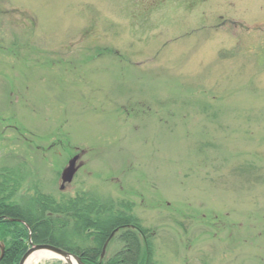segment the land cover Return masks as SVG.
<instances>
[{
  "label": "rangeland",
  "instance_id": "obj_1",
  "mask_svg": "<svg viewBox=\"0 0 264 264\" xmlns=\"http://www.w3.org/2000/svg\"><path fill=\"white\" fill-rule=\"evenodd\" d=\"M2 170L131 204L154 264H264V0H0Z\"/></svg>",
  "mask_w": 264,
  "mask_h": 264
},
{
  "label": "trees",
  "instance_id": "obj_2",
  "mask_svg": "<svg viewBox=\"0 0 264 264\" xmlns=\"http://www.w3.org/2000/svg\"><path fill=\"white\" fill-rule=\"evenodd\" d=\"M0 239L6 245L0 264H19L29 248V230L7 219L23 220L30 227L35 245H52L81 257L84 264H154L150 232L132 215V205L104 200L90 192L54 200L35 199L34 211L22 209L13 199L12 181L0 174ZM8 192V195L5 193ZM135 226L118 235L124 248L114 256L100 260L111 233L123 226ZM145 239H147L145 243Z\"/></svg>",
  "mask_w": 264,
  "mask_h": 264
},
{
  "label": "water",
  "instance_id": "obj_3",
  "mask_svg": "<svg viewBox=\"0 0 264 264\" xmlns=\"http://www.w3.org/2000/svg\"><path fill=\"white\" fill-rule=\"evenodd\" d=\"M79 157H75L74 159H72L69 162V166L63 171L62 174V182L63 185L65 184H70L73 181V178L78 170V168L76 167V163L78 161ZM124 228V227H123ZM120 231V229L115 230L111 237L109 238V240L106 242L104 249H103V254H102V258L105 256L107 247L111 241V239ZM0 250H1V256H0V262L4 257L5 254V248L4 245L0 246ZM35 252H46L47 254H50L52 256L58 257L61 260H63L64 263L66 264H83L81 259L71 253H68L66 251H63L61 249L52 247V246H48V245H38L33 247L32 249H30L26 255L23 257L22 261L20 264H26L27 260L29 259V257L35 253Z\"/></svg>",
  "mask_w": 264,
  "mask_h": 264
},
{
  "label": "bare ground",
  "instance_id": "obj_4",
  "mask_svg": "<svg viewBox=\"0 0 264 264\" xmlns=\"http://www.w3.org/2000/svg\"><path fill=\"white\" fill-rule=\"evenodd\" d=\"M50 257V255H48L45 252H36L34 253L27 261L26 264H35V263H39L43 260H46Z\"/></svg>",
  "mask_w": 264,
  "mask_h": 264
}]
</instances>
